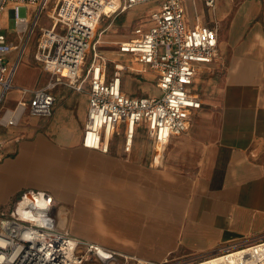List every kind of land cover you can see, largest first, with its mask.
<instances>
[{"label":"crops","instance_id":"1","mask_svg":"<svg viewBox=\"0 0 264 264\" xmlns=\"http://www.w3.org/2000/svg\"><path fill=\"white\" fill-rule=\"evenodd\" d=\"M147 3L155 6L139 17L137 26L144 28L151 25L150 15L161 0ZM184 4L191 26L218 24L219 30H226L222 37L219 33L218 56L200 67L191 85L203 103L190 113L189 129L172 136L158 163L144 127L136 132L129 152L124 149L125 124L120 126L123 141L117 144L116 135L109 152L86 148L82 138L89 82L80 90L60 85L54 89L59 104L52 116L25 113L17 126L4 129L0 212L25 190L47 191L56 202V215L73 236L153 262L210 256L228 244L264 239V0H216L213 7L206 0ZM135 6L104 16L101 22ZM115 24L112 19L102 27L96 43L107 60L108 77L115 65H124L126 93L156 96L146 93V86L152 77L160 90L158 74L118 47L135 35L137 26L129 35L102 39ZM36 32L39 36L37 28L26 44ZM26 48L8 55L17 67L14 87L5 94L2 104L7 105L0 111L30 99L31 92L24 89L43 87L50 78L43 67L30 66ZM117 54L128 56L136 70ZM91 58L89 54L85 69ZM23 67L34 72V85H15L18 74L24 76ZM131 74L141 89L130 88ZM14 91L18 96L8 99ZM13 176L21 181L10 186L7 181Z\"/></svg>","mask_w":264,"mask_h":264},{"label":"built area","instance_id":"2","mask_svg":"<svg viewBox=\"0 0 264 264\" xmlns=\"http://www.w3.org/2000/svg\"><path fill=\"white\" fill-rule=\"evenodd\" d=\"M52 0H0V106L14 87L8 55L18 48L3 31L1 19L11 11L15 32L27 43L38 28L35 58L50 73L47 84L0 111V162L4 158V129L17 126L25 113L49 117L54 113V89L60 85L82 89L89 82V110L82 144L89 149L109 152L120 126L125 124L124 149L133 148L136 132L147 130L152 140L154 162L158 163L172 136L190 127V113L202 107V99L191 90L196 72L219 54V26L187 20L184 0H161L151 15L148 28L137 26L134 36L118 44L120 52L158 74L160 95L131 96L122 86L124 65H115L108 77L107 60L97 48L96 34L104 16L154 0H118L107 13L105 3L114 0H54L47 16L49 27L40 26L42 14ZM216 0H206L213 7ZM36 7L33 21L20 16L19 9ZM89 54L92 58L85 69ZM264 264V239L252 243L228 244L210 256L167 258L153 262L124 254L100 244L73 236L60 224L53 196L43 190H25L11 211L0 214V264Z\"/></svg>","mask_w":264,"mask_h":264},{"label":"rangeland","instance_id":"3","mask_svg":"<svg viewBox=\"0 0 264 264\" xmlns=\"http://www.w3.org/2000/svg\"><path fill=\"white\" fill-rule=\"evenodd\" d=\"M53 1L54 0L51 1L50 5L48 7V10L42 14L40 21H39L40 26H43V25L46 27L50 26L51 20L47 16V13L51 10V7L53 5ZM116 3L118 5L117 0H116ZM153 6H155V3H141V4L136 5L134 8H131L130 10L121 13L116 18H111L110 20H109V18H106L104 21H102L99 24L95 40L99 39V33H100L101 28L105 27L112 19L115 20L116 24L114 25V27L109 28L108 31H106L103 34L102 39L112 40V39H115V36L131 34L132 29L137 26V23H139V21L141 19L139 17H141L143 14L147 13L148 10L150 8H152ZM31 9L32 10L30 11L29 9H27L26 6H21L19 9L20 16H29L30 20L33 21V19L35 18V15H36V12H35L36 7L32 6ZM137 18H139V19H137ZM1 25H2L3 29H7V30H3V31L8 32L10 34V36L12 35L13 40L15 41V44L18 45V48L15 49V51H14L15 55L18 54L19 51L21 52V50L27 46L26 50L28 49L27 52H29V55L31 57L30 63H29L30 66L42 68L43 66L35 58L37 36H38L37 33L38 32L35 33V36L33 34L31 41L28 44H26L24 36L22 37V39L20 37L15 36V34H14L15 18L9 13V11L4 13V15L1 19ZM225 31H226L225 28H222V27L220 28L221 37L225 34ZM116 58L119 59L120 61H122L123 63H125L127 66H129L131 71L134 72L136 70L134 63L128 59V56L119 57L117 54ZM21 73H24V76L18 77L19 76V74H18V76L15 79V85H17V86L29 85L30 86V85L35 84V79H36L35 74L31 69H26L25 67H23V69L21 68L20 74ZM133 76L134 75L131 74V77L129 78L130 88L133 90L141 89L142 88L141 83L139 81L133 79L132 78ZM144 77H146V76H144ZM137 78L142 79L143 77L138 76ZM148 79H149V83L146 86L147 87L146 93H149L151 95L152 94L153 95H160L161 94L160 90L155 85H153L151 83V81H154V79L152 77H149ZM144 85H146V84H144ZM195 87L197 88V90L200 91L199 85L195 84ZM17 96H18V93L16 91H14L9 95L8 99L13 100ZM58 104H59V102L55 103V107ZM6 105H7V103L5 102L1 106L3 107ZM55 107H54V109H55ZM115 140H116L117 144H120L123 141L122 133L117 134V137ZM112 145H113V143H112ZM112 145H111V148H112ZM20 179H21L20 177H15V176H13L12 178L9 177L7 183L11 186L14 183H19L21 181ZM23 183H25V182H23ZM25 187L26 186H24L22 188V190L26 189ZM18 197L19 196H16V195L13 196V200L11 201V203L6 205L3 208L4 212L1 211L0 214H4V213L8 214L11 211V209L14 207L15 202L18 199Z\"/></svg>","mask_w":264,"mask_h":264},{"label":"bare ground","instance_id":"4","mask_svg":"<svg viewBox=\"0 0 264 264\" xmlns=\"http://www.w3.org/2000/svg\"><path fill=\"white\" fill-rule=\"evenodd\" d=\"M116 7H117V3H116V0H114L113 3H110V4L109 2L105 3L104 9L106 10L107 13H111ZM60 224L63 227L64 226L67 227L66 223H64V220L62 221L60 220Z\"/></svg>","mask_w":264,"mask_h":264}]
</instances>
